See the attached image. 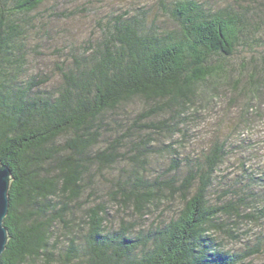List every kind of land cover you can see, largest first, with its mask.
Here are the masks:
<instances>
[{"label":"trees","instance_id":"trees-1","mask_svg":"<svg viewBox=\"0 0 264 264\" xmlns=\"http://www.w3.org/2000/svg\"><path fill=\"white\" fill-rule=\"evenodd\" d=\"M11 1L0 0V165L12 171L0 263L239 264L216 231L232 235L225 219L242 217V206L211 201L225 143L181 159L173 139L185 134L188 111L203 96L215 98L246 14L215 15L186 0L175 8V37L146 30L136 16L117 19L90 55L60 70L58 91L44 96L49 78L21 79L28 31L16 17L50 0ZM258 56L262 69L256 59L244 75L261 73L257 91L264 51ZM137 100L143 108L132 121ZM164 155L168 168L154 175L152 161ZM164 197L177 204L174 216L144 230L139 220ZM111 200L138 216L111 230Z\"/></svg>","mask_w":264,"mask_h":264},{"label":"rangeland","instance_id":"rangeland-1","mask_svg":"<svg viewBox=\"0 0 264 264\" xmlns=\"http://www.w3.org/2000/svg\"><path fill=\"white\" fill-rule=\"evenodd\" d=\"M184 1L50 0L32 14L16 17L28 31L21 79L26 83L33 78H49L39 94H55L62 83L60 70L72 65L76 57L90 55L104 39V31L120 18L127 20L136 16L145 20L146 30L152 28L175 37L181 33L180 24L174 18L175 8ZM193 1L215 15L245 13L249 22L235 56L224 62L227 77L217 81L215 98L207 102L203 96L188 111L187 124L183 127L185 134H176L173 145L179 151L177 155L185 159L202 156L216 142L225 143L226 159L217 173L211 201L215 204L237 201L243 216L226 217L225 221L234 229L232 235L221 231L216 234L225 249L239 257V264H264V81L261 80L257 91L254 86L262 79L261 73L254 79L244 76L256 59L260 69L263 66L260 56L253 55L264 51V0ZM209 87L205 85L201 90ZM142 108L141 101L137 100L129 109L132 121ZM169 144L170 141H165V146ZM153 162V173L158 175L166 171L170 157H155ZM105 185L109 187L110 182ZM240 197H244L243 202ZM109 204L111 230L122 219L138 216L136 212L123 211L112 200ZM176 205L168 197L162 198L152 205L139 224L147 230L168 221L174 216ZM60 240L61 245L67 242L64 235Z\"/></svg>","mask_w":264,"mask_h":264},{"label":"water","instance_id":"water-1","mask_svg":"<svg viewBox=\"0 0 264 264\" xmlns=\"http://www.w3.org/2000/svg\"><path fill=\"white\" fill-rule=\"evenodd\" d=\"M11 182V169L5 165H0V258L9 241V234L7 228L4 226V220L9 214V191Z\"/></svg>","mask_w":264,"mask_h":264}]
</instances>
